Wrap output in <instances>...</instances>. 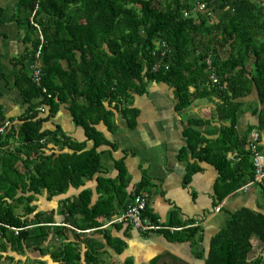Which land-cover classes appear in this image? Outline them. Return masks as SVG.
Here are the masks:
<instances>
[{
	"label": "trees",
	"instance_id": "obj_1",
	"mask_svg": "<svg viewBox=\"0 0 264 264\" xmlns=\"http://www.w3.org/2000/svg\"><path fill=\"white\" fill-rule=\"evenodd\" d=\"M199 3H206L204 11L197 9ZM3 13L0 5V22ZM14 19L25 45L24 53L12 60L19 67L14 87L26 107L16 119L18 124L0 134V223L2 231L7 226L20 228L18 242L36 246L52 230L39 225L51 222L50 216L38 212L27 217L35 210L30 204L35 194L43 190L50 197L62 194L103 171L98 148L110 143L97 125L113 130L118 112L133 124L136 110L128 100L134 93L146 92L149 83L173 87L177 109L188 108L194 99H217L216 119L222 122L217 138L208 139L194 129L204 124L201 119L189 120L182 153L186 156L187 149L192 158L214 166L216 192H222L219 199L255 181L248 134L264 130V0L213 4L209 0H18ZM163 44L166 53L161 56L157 49ZM38 51L41 87L50 98L25 70L26 61ZM155 62L161 65L157 71L152 69ZM253 91L257 100L244 102ZM248 103L253 114L259 111L257 125L239 136L236 125ZM60 104H67L73 123L84 129V141L72 140L58 126L44 128ZM41 105L48 106L44 115L38 109ZM5 119L0 105V126ZM89 141L92 147L86 148ZM262 148L258 146V151ZM114 167L115 178L98 177L100 197L93 205L91 190L84 189L66 206V223L81 231L100 228L117 214L116 199L124 210L128 207L132 195L126 191L123 159L116 160ZM198 169L195 161L189 162L183 181L188 183ZM145 184L143 179L136 190ZM257 184L264 197V177ZM145 212L157 224L149 208ZM189 229L191 235L167 234L179 241L193 239L194 258L203 264H263L262 257L249 259L251 239L264 244L260 211L243 207L230 213L205 253L197 251L199 229ZM93 251H85L86 264H99ZM57 259L62 264H81L79 245L65 240Z\"/></svg>",
	"mask_w": 264,
	"mask_h": 264
},
{
	"label": "crops",
	"instance_id": "obj_2",
	"mask_svg": "<svg viewBox=\"0 0 264 264\" xmlns=\"http://www.w3.org/2000/svg\"><path fill=\"white\" fill-rule=\"evenodd\" d=\"M0 5L4 8L0 22V105L5 120L15 119L16 123L26 105L14 87V76L19 67L12 60L24 53L25 45L14 19L18 0H0ZM32 61H26L25 70H30ZM213 100L198 98L188 108L177 109L175 89L164 83H149L146 92L134 93L128 100L136 110L133 124L118 112L113 116V130L103 123L97 125V130L110 143L98 148L103 171L84 179L82 186L69 187L62 194L50 197L45 190L35 194L30 202L35 210L27 217L30 219L38 212L43 217L50 216L51 222L39 225L52 230L33 246L16 240L18 232L12 229L15 227H8L4 231L0 227V264H62L57 259V252L62 249L65 240L79 245L81 264H86L84 253L89 249L95 251L99 264H126V261L132 264H203V261L194 258L193 239L179 241L172 235L168 237L167 233L179 231L181 236H186L188 232L191 235L190 227H197L199 231L195 238H200L197 251L205 253L211 237L225 226L230 213L243 207L264 213V197L259 184L247 183L246 189L243 186L219 199L222 192H216L218 173L214 166L192 158L187 149L186 156L182 153L187 145L185 130L189 120L201 119L204 124L194 126V129L201 131L208 139L217 138L222 122L216 119L217 99ZM255 100L257 98L253 91L243 101ZM249 104H244L238 118L236 130L239 136L244 135L248 127L257 125L259 111L253 114V106ZM47 110L48 106L40 114H46ZM55 126L72 140H85L84 129L73 123L67 104L59 105L58 111L45 123L44 128L53 129ZM252 132L258 134V146L263 147L259 153L264 154V130L258 132L253 129L248 136ZM91 147L92 142H87L86 148ZM120 158L128 175L127 193L132 195L133 189H137L145 179L142 190L149 194L148 208L156 223L163 228L140 232L128 223L109 224V220L100 228L81 231L66 223V206L84 189L91 190L93 205L100 197L97 191L98 177L115 178L117 170L114 164ZM193 161L199 169L185 183L183 179L187 165ZM23 207L20 204L17 212L21 213ZM114 207L116 215L124 212L123 204L118 199L114 201ZM56 227L59 230L54 234ZM253 241H256V245L260 243L257 239Z\"/></svg>",
	"mask_w": 264,
	"mask_h": 264
},
{
	"label": "built area",
	"instance_id": "obj_3",
	"mask_svg": "<svg viewBox=\"0 0 264 264\" xmlns=\"http://www.w3.org/2000/svg\"><path fill=\"white\" fill-rule=\"evenodd\" d=\"M211 4L215 3V1L218 0H209ZM198 10L204 11L206 9V3H199ZM41 46H39L40 49ZM166 45L160 46L157 50H161V56H164L166 53ZM40 57V52L38 51L35 54V57L33 59V63L31 65V68L29 70L31 74L32 81L37 85L40 86L41 91L43 94H46L48 98H50V95L46 93V89L44 87H41V77H42V71L40 69V64L38 63ZM210 55H207L205 58V62L208 66H210ZM161 67L160 62H155L153 65V71H157ZM210 78L213 82H216V77H214V74L212 73ZM39 111L41 113L45 112L46 105H41L39 108ZM16 125L15 121L11 120H5L4 123L0 126V134L4 132V130L10 126ZM258 134L256 132H252L248 137V144L252 150L253 153V164L255 166V181L259 182L264 177V154L259 153L257 150L258 147ZM253 182V183H254ZM252 184V183H251ZM247 185L243 187V189H246ZM149 206V194L146 190H140L137 191L135 188L132 192V198L128 205V207L119 215H116L113 217L109 224L111 223H128L140 232H147L149 230L153 229H162L163 227L159 224H155L151 222L149 217L145 216V211L148 209ZM4 226L2 223H0V227ZM6 226V225H5ZM10 227V226H7ZM12 228V227H11ZM16 233L20 230V228H12Z\"/></svg>",
	"mask_w": 264,
	"mask_h": 264
},
{
	"label": "flooded vegetation",
	"instance_id": "obj_4",
	"mask_svg": "<svg viewBox=\"0 0 264 264\" xmlns=\"http://www.w3.org/2000/svg\"><path fill=\"white\" fill-rule=\"evenodd\" d=\"M262 254H264V244H262L261 242L258 245L253 244L252 251L249 254V259H253L256 257H262L263 258Z\"/></svg>",
	"mask_w": 264,
	"mask_h": 264
},
{
	"label": "water",
	"instance_id": "obj_5",
	"mask_svg": "<svg viewBox=\"0 0 264 264\" xmlns=\"http://www.w3.org/2000/svg\"><path fill=\"white\" fill-rule=\"evenodd\" d=\"M254 239H251V244H252V246H253V244L256 242V241H253ZM263 255V264H264V254H262Z\"/></svg>",
	"mask_w": 264,
	"mask_h": 264
}]
</instances>
